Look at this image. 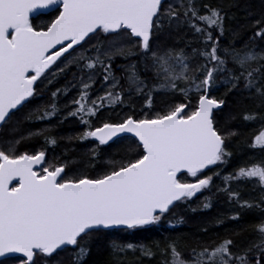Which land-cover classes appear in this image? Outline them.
<instances>
[{"label": "snow or ice", "instance_id": "obj_1", "mask_svg": "<svg viewBox=\"0 0 264 264\" xmlns=\"http://www.w3.org/2000/svg\"><path fill=\"white\" fill-rule=\"evenodd\" d=\"M174 2L0 0V128L38 95V82L51 84L75 65L80 73L78 95L65 105L72 110L64 118L78 117L85 126L77 138L108 145L127 136L139 149L133 158L112 161L98 174L65 178L67 164L44 166L45 151L17 153L15 146L21 140L5 142L7 150L0 147V256L22 253L26 257L22 264H35L38 254L50 257L57 250L73 248L75 264H83L89 249L82 242L91 234L155 224L178 202L211 190L215 177L223 185L217 191L230 202L241 210H259L261 223L254 229L257 242L234 251L235 240L224 238L212 245H198L185 257L178 242L170 240L161 249L170 255L165 264H264V159L245 162L223 177L220 172L205 174L227 163L232 156L227 141L238 135L218 127L216 112L225 100L212 92L218 83L230 84L229 91L254 92L264 108V50L222 47L223 9L204 4V14H200L196 0H179L178 7ZM57 4L60 7L49 23L40 27L33 24V13ZM165 22L169 36L173 29L186 26L202 38L203 48H192L189 56L184 49L157 43L165 34ZM250 26L249 43H264V15ZM112 36L126 43L114 48L116 41L107 39ZM115 55L136 57L126 76L115 75ZM197 56L203 62L193 67L192 57ZM228 57L232 68L227 67ZM150 70L152 76L148 75ZM97 83L102 85L103 95L92 98ZM160 93L181 100L156 111L154 98ZM133 94L144 99L140 114L133 110L118 122L93 126L92 119L102 109L124 104V97ZM67 95V88H57L51 92L48 106L30 111L25 119L50 120L61 111L59 97ZM243 119L264 124V113L245 114ZM40 134L42 130L30 132L29 137ZM50 142L55 144L56 140ZM249 147L264 153V127L254 134ZM96 158L93 150L90 159ZM185 173L194 182H184L181 177ZM242 183L259 189L258 201L243 199L238 190ZM203 207L210 208L211 203L205 202ZM231 219L239 220L240 213ZM112 247L114 252H123L137 246ZM140 250L149 257L154 254L143 246Z\"/></svg>", "mask_w": 264, "mask_h": 264}, {"label": "trees", "instance_id": "obj_2", "mask_svg": "<svg viewBox=\"0 0 264 264\" xmlns=\"http://www.w3.org/2000/svg\"><path fill=\"white\" fill-rule=\"evenodd\" d=\"M168 2H173V0H168ZM204 4L221 8L226 13L225 33L220 41L222 47L242 51L264 50V43L259 41L255 45L249 43L253 32L250 26L251 22L264 15V0H196L197 7L201 9L200 14H204ZM174 6H179V0H175ZM56 14L57 9L40 14L31 20L35 26L40 27L49 23ZM107 39L116 41L114 48L126 43L119 37L112 36ZM92 42L95 43V40ZM157 43L164 47L184 49L189 56H191L192 48H203L202 38L195 36L186 26L173 29L169 36L167 22H165V34ZM246 44H248L247 49L245 48ZM76 51H80V49L77 48ZM132 51L138 50L132 49ZM228 60L227 67H234L230 57ZM202 62L200 57H192L193 67ZM134 63H136L134 55L128 58L115 55L112 61L113 71L117 77L126 76L128 66ZM256 66L254 63L253 67ZM144 75L141 65L140 76L142 79ZM148 75H153L151 70ZM79 76L80 73L76 66L71 65L66 73L57 77L53 83L49 84L47 80H44L43 83L38 82L36 86L38 95L24 109L16 113L6 126L0 128V147L7 150L5 142H14L19 139L21 142L15 146L17 153L34 154L38 151H45L47 163L44 166L67 164L65 178L80 173L95 175L107 170V165L112 161L133 158L134 153L139 149L127 136L116 138L108 145H99L98 141H80L77 138L84 131L85 126L79 122L78 117L68 116L67 119L64 117L72 110L71 107L65 108V105H68L69 101L78 95ZM97 79L100 80L102 77L97 76ZM153 82L157 81L154 79ZM122 83L125 88L129 87L126 81H122ZM132 87L134 88V86ZM57 88L68 89V95L60 96L58 99L57 106L61 111L57 116L44 121L35 120V118L32 121L25 119L30 111L48 106L52 102L51 92ZM229 88H231L230 84L218 83L212 92L213 96L225 100V104L216 112V120L218 127L225 133L235 131L238 135L227 141V151L232 153L227 163L218 168L206 170V175L220 172L223 177L243 166L245 162H259L264 159V153L259 149L249 147L254 134L264 127V124L260 120L245 121L243 119L245 114L264 113V108L259 106L261 100L255 96L254 92L235 89L229 91ZM93 89L92 98L103 95L100 83L95 84ZM241 89H243V85H241ZM124 100V104L102 109L98 113V117L92 119L93 126H99L105 121L118 122L124 116L132 114L133 110L140 114L144 109V99L135 94L131 97L126 95ZM180 100L181 98L178 96L172 97L165 93L156 94L154 108L159 111L165 104L180 102ZM129 103L131 107H129ZM40 130H42V134L29 137L30 132ZM22 137L24 139H21ZM53 138L56 140L55 144L50 142ZM93 150L97 153L96 159H90ZM181 179L184 182H194V179L186 173L182 175ZM218 186L223 187L221 179L214 177L211 190L198 193L190 201L178 202L155 224L135 229L119 228L91 234L90 238H85V241L82 242L83 246L89 249L83 264H165V261L170 259V255L162 252L161 249H164L166 242L170 240L178 242L185 257L190 256L192 248L198 245H212L224 238L235 240L234 251L243 250L257 242L258 236L254 229L261 223L259 210H241L224 194L217 191ZM233 187L236 188L237 185H233ZM238 190L245 200L258 201L259 199V189H254L250 183H242L238 186ZM205 202H210L211 207L205 209L203 207ZM238 212L240 219H231ZM205 229L207 231H204ZM128 243L136 245V249L123 252L113 251V244L126 245ZM141 246L151 249L154 254L151 257L144 255L140 250ZM34 260L35 264H75V249L57 250L50 257L38 254ZM22 261H26V258L13 256L1 259L0 264H22Z\"/></svg>", "mask_w": 264, "mask_h": 264}, {"label": "water", "instance_id": "obj_3", "mask_svg": "<svg viewBox=\"0 0 264 264\" xmlns=\"http://www.w3.org/2000/svg\"><path fill=\"white\" fill-rule=\"evenodd\" d=\"M59 7H60V5L57 4V5L50 6L48 9H40V10H37V12H35V13L32 14V16L30 17V19H33L34 17H36V16H38L40 14L48 13V12H51L53 10H56ZM13 256H22V257L26 258L22 253H7L4 256H0V260L3 259V258L13 257Z\"/></svg>", "mask_w": 264, "mask_h": 264}]
</instances>
